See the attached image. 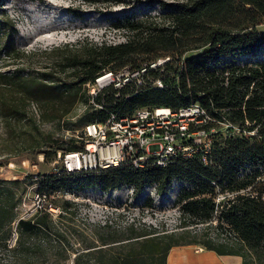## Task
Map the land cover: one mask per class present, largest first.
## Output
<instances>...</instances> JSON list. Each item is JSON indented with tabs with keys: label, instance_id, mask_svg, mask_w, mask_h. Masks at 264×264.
<instances>
[{
	"label": "trees",
	"instance_id": "obj_1",
	"mask_svg": "<svg viewBox=\"0 0 264 264\" xmlns=\"http://www.w3.org/2000/svg\"><path fill=\"white\" fill-rule=\"evenodd\" d=\"M144 1L159 10L127 13L112 21V28L124 32V41L98 44L84 39L53 47L43 52L51 63L36 73L29 66H19L24 52L14 46L17 29L2 12L0 60L3 68L12 69L0 70V124L9 131L15 125L28 126L34 131H30L29 147L38 150L54 143L51 134L40 133L38 123H68L79 104L87 108L77 131L89 123H103L110 113L130 117L143 107L176 110L198 103L211 118L206 129L224 123L240 131L227 138H212L206 165L197 156H176L165 167L149 164L135 169L123 164L92 173L52 172L36 190L47 203L18 220L24 179H0V246L13 264H61L70 252L72 264H166L173 247L191 244L219 256H239L241 264H264V59L256 58L264 48V33L255 29L264 24V0ZM94 2L131 4L127 0ZM244 56L254 59L238 60ZM161 57L170 60L162 70L149 71L143 85L120 90L109 87L93 98L88 96L86 84L103 73L135 68ZM156 79L162 88L153 86ZM28 103L35 105L37 116L26 111ZM79 141L81 146L55 153L63 156L79 151L83 148ZM173 181L180 182L174 201L180 212V231L134 223L120 229L105 223L95 230L94 241L78 233L75 212L70 211L72 202H49L51 194L62 189L99 186L106 191L129 185L137 194L153 184L163 193ZM185 183L190 187L185 188ZM249 187L251 191L241 192ZM219 194L224 195L221 202L217 201ZM144 204L151 208L149 199ZM49 205L59 213L51 214ZM208 224L216 231L224 229L228 236L216 240L205 234V228L190 229ZM76 237L83 244L80 250L73 249Z\"/></svg>",
	"mask_w": 264,
	"mask_h": 264
},
{
	"label": "rangeland",
	"instance_id": "obj_2",
	"mask_svg": "<svg viewBox=\"0 0 264 264\" xmlns=\"http://www.w3.org/2000/svg\"><path fill=\"white\" fill-rule=\"evenodd\" d=\"M130 5L100 4L94 0H0V14L13 21L17 34L14 38V46L24 52L19 66H29L36 70L44 69L51 63V58L44 54L45 50L64 44H75L87 39L94 43L105 42L116 44L125 40L124 32L112 28V21L121 18L127 13L142 15L143 13H156L158 6L148 7L144 0H127ZM0 19L1 16H0ZM255 29L264 33V24H259ZM192 53L186 54V56ZM162 58V57H161ZM258 59H264V48L256 55ZM254 59L253 56H244L238 60ZM140 59L135 60L137 64ZM4 62L0 60V70L12 69V66L3 68ZM86 105L79 104L70 114L68 123L61 125L52 123H38L40 133L52 135L54 143L51 147L33 150L29 147L31 139L28 126L15 125L13 131L6 130L0 124V179H24L20 186L21 201L17 207L16 220L27 218L35 208L47 202L38 197L36 190L46 177L55 170H59L61 162L58 160L59 152L72 145L81 146V136L77 133L81 127L79 120L83 116ZM34 104H26V111L36 114ZM66 126L68 130L66 129ZM240 129L229 124L217 123L210 129L211 138H227L237 135ZM34 135V134H33ZM36 136V135H35ZM39 137H42L41 135ZM70 139H74L71 142ZM54 153V158L52 156ZM180 182L173 181L163 193H158L156 186L147 184L139 193H134L129 185L119 186L117 189L102 190L99 186H89L83 190L62 189L51 194L49 202L58 199H68L73 205L70 211L75 212L74 223L78 227L79 234L86 235L87 239L96 241L95 230L108 223L123 229L127 225H145L158 230L180 231V212L174 204ZM185 188L190 185L185 183ZM251 191V187L241 192ZM224 195L219 194L217 201L221 202ZM149 199L151 208L144 203ZM52 207L53 215L59 213L56 206ZM216 223H214L215 225ZM15 226V222L12 224ZM208 237L222 240L228 236L222 229L216 231L213 225L191 226L203 230ZM15 229H13L14 232ZM82 231V232H81ZM14 233L9 239L10 247L14 246ZM81 238L76 237L73 249L83 248ZM74 255L70 252L67 261L61 264H72ZM52 259V258H51ZM233 256H219L206 250L200 245H181L173 247L167 256L166 264H236ZM242 261V259H241ZM0 264H13L9 253L0 246Z\"/></svg>",
	"mask_w": 264,
	"mask_h": 264
},
{
	"label": "built area",
	"instance_id": "obj_3",
	"mask_svg": "<svg viewBox=\"0 0 264 264\" xmlns=\"http://www.w3.org/2000/svg\"><path fill=\"white\" fill-rule=\"evenodd\" d=\"M169 60V57H163L135 68L125 66L115 72L107 71L94 83L86 84L87 94L93 98L109 87L120 90L131 84L141 86L149 71L162 70ZM152 84L163 87L159 79ZM210 121L206 110L198 103L176 110L143 107L130 117L110 113L103 123L86 124L77 132L83 148L63 156L59 154L61 167L54 172L92 173L123 164L135 169H143L149 164L165 167L176 156L185 159L197 156L206 165L212 146L211 132L206 129ZM52 210L49 205L51 214Z\"/></svg>",
	"mask_w": 264,
	"mask_h": 264
},
{
	"label": "crops",
	"instance_id": "obj_4",
	"mask_svg": "<svg viewBox=\"0 0 264 264\" xmlns=\"http://www.w3.org/2000/svg\"><path fill=\"white\" fill-rule=\"evenodd\" d=\"M233 262H236V264H241V257H239V256H233Z\"/></svg>",
	"mask_w": 264,
	"mask_h": 264
},
{
	"label": "bare ground",
	"instance_id": "obj_5",
	"mask_svg": "<svg viewBox=\"0 0 264 264\" xmlns=\"http://www.w3.org/2000/svg\"><path fill=\"white\" fill-rule=\"evenodd\" d=\"M161 109H164V108H161ZM162 113L164 112V111H161Z\"/></svg>",
	"mask_w": 264,
	"mask_h": 264
}]
</instances>
